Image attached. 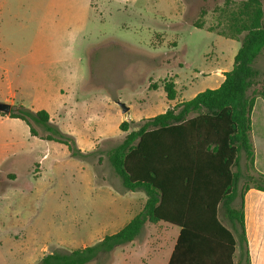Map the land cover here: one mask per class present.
I'll return each instance as SVG.
<instances>
[{"label": "rangeland", "instance_id": "obj_1", "mask_svg": "<svg viewBox=\"0 0 264 264\" xmlns=\"http://www.w3.org/2000/svg\"><path fill=\"white\" fill-rule=\"evenodd\" d=\"M189 1L186 10L184 0H140L142 14L135 8L112 11L110 38L85 42L87 30L43 27L37 0H0V102L12 97V111L66 103L72 133L51 124L80 149L99 141L83 151L85 158L75 157L67 145L43 139V125L33 122L38 134L32 135L25 121L0 113V264H38L47 253L92 245L127 222V216L114 219L135 196L119 200L110 192L123 186L108 151L138 128L137 119L161 113L166 92L154 84L179 70L192 82L197 72L186 92L190 98L212 88L200 69L218 63L232 68L240 46L236 26L245 0ZM165 58L170 65L160 66ZM255 67L260 74L249 90L257 96L254 161L241 153L234 168L241 173L240 188L264 175V52ZM120 102L131 109L121 113ZM123 114L137 120L125 132L119 128ZM45 152L51 156L41 164ZM111 255L91 264H109Z\"/></svg>", "mask_w": 264, "mask_h": 264}, {"label": "trees", "instance_id": "obj_2", "mask_svg": "<svg viewBox=\"0 0 264 264\" xmlns=\"http://www.w3.org/2000/svg\"><path fill=\"white\" fill-rule=\"evenodd\" d=\"M237 22L235 37L240 47L220 86L142 119L138 128L108 151L123 188L146 194L143 209L118 232L92 245L47 253L38 264H91L133 241L147 222L159 221L181 229L170 264H175L187 241L217 245L222 233L229 240L231 253L237 242L242 252H247L244 194L251 187L264 191V175L258 183H245L240 188L241 173L234 168L242 152L254 161L250 136L257 96L249 90L257 82L260 72L255 63L264 52L263 0H245ZM193 26L202 28L200 24ZM163 87L168 99L176 98L173 79L164 80ZM260 94L264 97V91ZM8 115L25 121L32 135L38 134L33 122L43 125V139L67 145L72 156L86 157L72 136L51 124L46 110L19 106ZM131 123L123 121L120 129L128 131Z\"/></svg>", "mask_w": 264, "mask_h": 264}, {"label": "crops", "instance_id": "obj_3", "mask_svg": "<svg viewBox=\"0 0 264 264\" xmlns=\"http://www.w3.org/2000/svg\"><path fill=\"white\" fill-rule=\"evenodd\" d=\"M139 2L140 0H37L36 9L40 14H42L41 24L43 27L49 26L54 29L71 27L75 29V31L87 30L88 32H83V41L89 42L91 40H96V42H98L105 41L110 38V34L107 30L110 27L109 20L113 18V13H119L120 10L124 8H135L138 9V14H142L143 8L139 5ZM190 4L192 3L189 0H184L182 7L186 10ZM112 11L114 12L112 13ZM72 38H74V40L76 39L75 37ZM239 47L240 46H238L237 51ZM160 63V66L170 65L169 60H166V58ZM231 69L232 68L229 65L225 68L222 64L218 63L214 65L213 68L200 70L203 75L210 76L209 82L211 87L217 88L225 79L224 73ZM198 74L199 73L197 72L195 73L196 76L192 77V82H190V78L186 75L181 74V70H179V73L171 75L174 77L173 80L177 91L176 98L170 100L167 98V95H165V100L162 98V105L165 106H163L161 113L165 112L170 107H174L182 101L193 98L197 93L203 91H194L190 98L186 97V92L189 90V87L193 85L194 79L198 78ZM171 76L168 74L164 80ZM153 82L156 83L155 80ZM163 83L164 82L156 83V86H153L152 88L164 89ZM4 101H10L11 105L14 104L12 97H7ZM47 105L55 106L40 107L38 105L31 104L26 108L33 111L42 109L46 110L49 113L50 120L52 122L57 124L60 128L72 133L73 130L69 127L68 120L65 119L66 117L64 116V114L69 111V109H66V103H50ZM127 107L129 111L131 106ZM154 108L152 107V109ZM121 113L126 112L121 111ZM155 115L156 114H148L137 120H142ZM6 117L10 116L6 115ZM137 120H131L123 114L120 116L119 128L123 121L137 122ZM98 142L99 141H95L88 148L81 147V150H90L94 147L95 143ZM22 151L23 150H21V152ZM50 156L51 154L45 152L38 159V162L42 164L48 160ZM122 189L124 190V188L118 189L111 187L110 192L112 195H116V199L119 200H123L128 194H132L135 197L129 201L130 207L120 208L118 216L114 219L115 221H119L125 216L128 217L127 222L121 226V228H123L143 209L147 200L146 194L141 190L122 191ZM244 216L247 252H242L241 246L237 242V237L234 235L237 243L234 245V250L231 253L229 240L227 236L222 233V239L217 245H211L205 242L193 245L191 241H187V245L181 249L179 256H177L175 264H247L248 262L250 264H264L263 190L251 187L245 192ZM121 228H119V230ZM180 230L179 226L172 225L164 221L156 223L147 222L142 232L133 241L119 245L113 250L109 264H170L178 237L180 235Z\"/></svg>", "mask_w": 264, "mask_h": 264}, {"label": "water", "instance_id": "obj_4", "mask_svg": "<svg viewBox=\"0 0 264 264\" xmlns=\"http://www.w3.org/2000/svg\"><path fill=\"white\" fill-rule=\"evenodd\" d=\"M119 105L122 108L123 112L128 111V107L124 103L120 102ZM11 110H12L11 103L0 102V112L5 113V114H9L11 112Z\"/></svg>", "mask_w": 264, "mask_h": 264}]
</instances>
